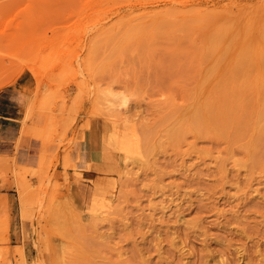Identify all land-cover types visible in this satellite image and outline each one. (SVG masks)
<instances>
[{"label":"rangeland","instance_id":"rangeland-1","mask_svg":"<svg viewBox=\"0 0 264 264\" xmlns=\"http://www.w3.org/2000/svg\"><path fill=\"white\" fill-rule=\"evenodd\" d=\"M6 192L15 264H264V0H0Z\"/></svg>","mask_w":264,"mask_h":264},{"label":"crops","instance_id":"crops-1","mask_svg":"<svg viewBox=\"0 0 264 264\" xmlns=\"http://www.w3.org/2000/svg\"><path fill=\"white\" fill-rule=\"evenodd\" d=\"M4 194V193H2ZM6 200L9 203L10 209L8 211V217L0 216V248L8 247L10 254V264H15L14 259L16 256L14 255V250L21 245L25 246L24 243L21 242V229L23 226L20 222L19 212L13 209V199H11L10 194L7 192ZM15 198V197H14ZM23 257L25 260V264H29L30 261L27 258L26 248L23 247ZM1 264V262H0Z\"/></svg>","mask_w":264,"mask_h":264},{"label":"bare ground","instance_id":"bare-ground-1","mask_svg":"<svg viewBox=\"0 0 264 264\" xmlns=\"http://www.w3.org/2000/svg\"><path fill=\"white\" fill-rule=\"evenodd\" d=\"M20 95H21V94H20ZM114 96H115V95L113 94V97H114ZM109 97H110V96H109ZM111 97H112V95H111ZM111 97H110V98H111ZM114 98H115V97H114ZM114 98H113V99H114ZM115 99H117V98H115ZM107 100H108V99H107ZM122 100H123V99H122ZM116 102H118V101H116ZM121 102H122V101H121ZM125 102H126V101H125ZM125 102H123V103H120V102H119V103H120V104H123V105H121V106H124ZM109 103H110V102H109ZM119 103H118V104H119ZM113 104H115V103L113 102ZM113 104H111V105H113ZM116 104H117V103H116ZM114 107H116V105H115ZM117 107H118V106H117ZM119 108H121V107H119Z\"/></svg>","mask_w":264,"mask_h":264}]
</instances>
